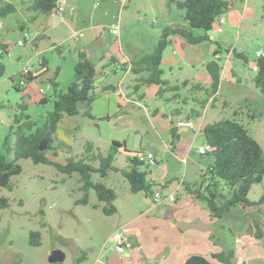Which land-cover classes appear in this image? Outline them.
Masks as SVG:
<instances>
[{
  "label": "rangeland",
  "instance_id": "1",
  "mask_svg": "<svg viewBox=\"0 0 264 264\" xmlns=\"http://www.w3.org/2000/svg\"><path fill=\"white\" fill-rule=\"evenodd\" d=\"M7 1L0 0V6ZM229 1L232 7L224 14L226 22L221 26L215 25L208 31L210 40L191 44L180 35L170 37L162 66L173 83L179 82L180 89L168 90L166 95L173 97L181 94L180 101L174 103L169 99H162L157 94V85H144L140 92L145 94L146 109L124 95L136 97L129 88L134 84L135 74L131 71L125 75L124 70L119 69L114 75V65L102 56L111 54L120 58L122 52L136 60L153 52L166 26L185 23L184 11L175 5H169L167 0H99V43L93 41L99 44L93 58L97 69L95 100L91 105L81 104L79 114L65 115L61 119L55 136V147L59 150L57 160L65 163L69 157H80L85 154L88 143L94 145L96 152L106 154L115 139L125 142L132 150L131 155L135 154L141 143V152L144 153L146 144L156 139L160 145V153L156 154L157 163L149 167L143 163L139 165L141 170L152 171L154 178L161 170H168L170 167L178 172L179 178L186 177L201 182L207 168L214 162L213 154H200L197 147L190 144L178 145L167 151L166 147L171 148V143H176V139H172L170 132L161 128L163 124H170L168 118L176 121V117L170 114V110L176 106L182 108L185 114L195 105L204 111L203 106L195 100L197 89L183 87L180 78L184 73L194 74L197 69L206 72V63L216 59L213 53L216 49L220 55L216 60L222 65L220 95L210 103L204 124L224 118H236L264 149V94L254 83L257 71L252 68L258 60L257 51H264V0ZM17 4L21 6L20 2ZM101 7H108L110 13H104ZM121 17L123 21L119 26L120 32L115 34L111 29ZM3 21L5 27L1 39L10 48L9 53L0 55V66H4V74L0 75V149L5 151L2 142L10 131L14 115L21 111L18 105L27 104L26 112L38 125H42L48 112L54 108V92L45 82L33 81L24 73L25 68L34 70L39 66L40 56L35 47L30 46L31 37L40 31V23L31 24L24 10L9 14ZM23 24L30 27L28 37L20 29ZM243 24H250L251 28H244ZM193 33L202 35L206 32L203 29H193ZM20 40L22 44L18 43ZM45 43L47 45L49 42H43L42 46ZM237 52L243 53L246 58L237 56ZM75 55L73 45L68 43H65L63 52L51 49L42 54L50 61L52 72L60 67L58 81L62 84L59 88L63 91L74 80ZM179 61H183V71ZM171 65L174 66L172 72ZM20 80H24L25 85L18 90L14 84L18 85ZM107 83L114 85L115 90L103 92L101 87ZM120 86L124 87V93L119 90ZM43 89H46L47 94L42 93ZM200 94L206 96L205 93ZM43 97H47L46 102H41ZM225 97L226 104L223 101ZM155 109L164 110L168 116L151 114ZM86 112H91L93 117L86 115ZM11 139L14 141V136ZM48 155L52 157V152L49 151ZM185 156L187 163L182 159ZM7 157L12 159L13 154L10 153ZM127 157L122 149L114 164L124 168L128 165ZM19 163L22 172L11 178L12 189L0 187V198L8 201V206L0 205V264H76L81 253L79 247L95 254L105 244L108 247L114 244L108 237L120 217L119 213L110 216L96 209L95 204L105 203L99 201L94 189L89 192V204H76V199L83 195L78 173L68 175L58 171L53 165L34 163L29 158H22ZM94 164L98 165L99 162ZM92 179L101 180L115 188L118 193L117 204L126 216L136 213L146 202H153L145 191H132L129 183L117 171H111L105 178L93 173ZM223 192L227 195L231 193L226 187H223ZM262 194L264 179L252 186L249 197L258 200ZM183 197L190 199L186 193H183ZM187 209L201 213L204 217L211 215L205 203L200 200L193 201ZM147 218H140L128 228H133L131 232L137 234L136 226L146 224ZM212 219L214 231L204 234L195 230L186 232L179 237L181 241L177 242L171 254L168 253V247L157 246L172 235L164 236L162 232H156V228L147 227L143 235L146 242L155 247L153 253L151 249L148 251V257L153 255L151 261L154 264L157 260L159 264H182L194 253L203 254L213 264H223L212 257L213 252L233 249L236 253L238 247L246 249L249 246L255 251L254 244L260 238L249 231L256 227L252 221L257 219L264 232V203L247 210L237 207L226 219ZM33 230L41 233L40 245H32L29 241ZM261 243H264V238ZM54 249L65 253L62 262L49 260ZM261 253L264 256V247ZM147 254L143 251L137 260H127L125 264H151V261L145 259ZM237 259H240V253ZM92 262L90 260L86 264ZM235 262L236 258L233 264ZM254 264H264V257H258Z\"/></svg>",
  "mask_w": 264,
  "mask_h": 264
},
{
  "label": "trees",
  "instance_id": "2",
  "mask_svg": "<svg viewBox=\"0 0 264 264\" xmlns=\"http://www.w3.org/2000/svg\"><path fill=\"white\" fill-rule=\"evenodd\" d=\"M167 3L184 11V20L191 28L166 26L162 30L153 52L133 60L131 67V70L136 74L147 72L148 75L141 76L139 81L141 84H157L159 86L158 95L160 96L168 90L175 89L163 77L164 70L161 66L163 53L169 44L170 37L180 35L191 44L210 40L208 31L216 25L217 18L232 7L229 0H167ZM59 5L60 0H32L29 9L50 15L59 11ZM16 10L17 8L13 3H4L0 6V18H4ZM193 29H203L206 33L194 35ZM1 47L8 48V45L0 43ZM213 53L217 54L218 50L216 49ZM236 55L246 58L241 52H237ZM111 60L114 62L116 59L112 57ZM257 64L258 70L254 77V83L264 94V56L258 57ZM206 68L212 79L211 85L206 88V91L208 95H214L220 87L222 65L213 58L206 63ZM59 72L60 67L56 69L55 75L51 79L54 91V108L48 112L42 125H38L26 112L27 104L18 105L21 111L14 115L10 131L2 142L5 151L0 149V187L12 189L11 178L22 172L19 160L29 158L34 163L53 165L58 171L68 175L78 173L81 183L80 190L83 195L76 199V204H89V192L94 189L99 201L105 203L101 208L106 215L117 212L115 206L117 194L114 188L105 182L94 181L92 179L93 173H98L100 177L105 178L111 171L120 170L133 187L143 190L151 196L154 192L153 188L159 184L147 179L150 173L148 169L141 170L139 168V165L143 164L137 157L140 151L135 152L134 156L127 157L128 165L126 167L118 169L114 165L120 148L125 145L124 142L114 140L106 154L96 152L94 145L88 143L85 154L78 158L69 157L65 163L55 159L58 154L55 147V136L59 122L65 115L75 116L79 114L81 104L91 105L95 100V96L92 97L91 95L95 93L97 78L95 64L84 51L78 52V58L74 65V81L66 91L59 88L60 84L57 80ZM3 74L4 66L1 65L0 75ZM14 86L20 90L19 85L14 84ZM113 88L111 85L104 87L105 90ZM46 101L43 99L42 102ZM204 104L205 102H201L202 106ZM86 115L93 117L91 112H86ZM190 116H201V111L194 108ZM171 130L175 135V129L172 128ZM202 132L205 141L213 147L210 154H213L214 162L207 168L203 175L204 179L199 185L186 182L184 184L185 190L193 198L204 202L211 216L217 219H224L236 207L247 209L263 204L264 194L258 200L249 197L252 186L264 179V149L249 130L236 118H224L207 123ZM11 136H14V142L11 141ZM49 151L52 152V157L48 155ZM10 153L13 154L12 159L7 157ZM94 162H99V164L96 165ZM170 181V179L166 180L162 186H167ZM223 187L231 191L230 195L223 192ZM0 205L8 206L7 199L0 198ZM94 207L98 208L100 204H95ZM262 236L260 231L256 233L257 238ZM29 241L32 245H40V231H31ZM212 257L223 264H233L236 254L233 249H230L214 252ZM84 258L79 256L76 259V264H80ZM183 264H213V262L203 255L194 254ZM235 264L246 263L241 261Z\"/></svg>",
  "mask_w": 264,
  "mask_h": 264
},
{
  "label": "crops",
  "instance_id": "3",
  "mask_svg": "<svg viewBox=\"0 0 264 264\" xmlns=\"http://www.w3.org/2000/svg\"><path fill=\"white\" fill-rule=\"evenodd\" d=\"M31 1L32 0H8L7 2L13 3L17 8L16 11H18V10L26 11L27 20L31 24L35 23V22L40 23V26H39L40 31H38L37 34H35L31 37L32 39H31V46L30 47L31 48L35 47L37 55L40 56L39 66L36 69H34V71H36L38 74L35 77L31 78V80L43 81L46 83V86L48 88L49 87L53 88L52 84H51V79L54 77L56 70L53 72L51 71L50 61L47 59L46 56H42V54L45 53V51L51 50V49H54L58 52H63L65 43H68L69 45H71V44L73 45V49H74L75 54H76L75 55L76 58L74 60L75 61L74 63H76V61H77L79 51L86 52L87 56L94 63L93 58L96 55V51L99 48V44H96L93 42L95 40V41H98V43H99V31L97 30V28L99 27V0H60V2H62V1L66 2L64 10L52 13L50 15H46L43 13H38V12L30 10L29 5L31 4ZM19 2L21 3V6H19L17 4ZM101 10H103L104 13H107V14L110 13V9L108 7H103V8L101 7ZM6 17H4V18H6ZM4 18H0V43H4V44L8 45V43L6 41L1 39L2 31L5 27V24L3 21ZM96 20H98V22H96ZM122 21H123V17H121V20L119 18L118 23L116 25H118V27H119L121 25ZM225 22H226V18H225ZM246 25L243 24V27L244 28L247 27L248 29L251 28L250 24H246ZM169 26H171V27H185L188 29L191 28L186 22L183 23L182 25H177V26L169 25ZM20 29H21V31H24L25 33H28V34L31 33L30 27L26 26L25 24L21 25ZM119 32H120V30H119ZM42 37L45 39L40 40V38H42ZM46 41H48L49 43H47V45L45 43V46H42L43 42H46ZM8 48H9V45H8ZM214 49H216V48H214ZM214 49H213V51H214ZM60 54H62V53H60ZM110 55L107 57H106V55H103L102 58L105 60L108 59L109 62L114 65V68H115V71L113 72L114 75H116L117 70H119V69L124 70L125 75L128 72L132 71L131 67H132L133 59H130L128 56H126L122 52H121L122 56L120 58L116 57L114 55H111V56ZM163 56H164V53H163ZM112 57H114L116 59L114 62H112V60H111ZM137 59H139V58H137ZM179 63H180V69H181V71H183L184 70L183 69V67H184L183 61H179ZM162 64H163V60H162ZM162 64H161V66H162ZM95 67H96V65H95ZM162 68H163V66H162ZM170 69L172 72L174 69V66L171 65ZM163 70H164L163 77L169 81L171 86L175 87V89H173V90L178 91L180 89L179 82L173 83L171 78H169L166 75V70L164 68H163ZM134 74H135L134 84L129 86V88H130V90H133V93H135L137 99L134 96L129 97L127 94H124V95L129 100H131L132 102L137 103L140 106H144L147 109L148 107L145 103V101H146L145 94L141 93L140 91L144 87V85H151V84H141V82L139 81V78L141 76H147L148 74L145 71L141 72L139 74H136V73H134ZM221 78H222V71H221ZM57 80H58V78H57ZM180 82L183 85V87H189L190 86V87H194L197 89L198 94L195 96V100L197 102H199L200 104H201V102H205V104L203 106L204 111H201L197 105H195L194 108L201 111V116H190L192 113V110L194 108H191V111L186 113V114L183 112L182 108L177 107V106L174 107L172 111L170 110V114H172L176 117V121L173 122V120L171 118H168L170 124L169 125L163 124L161 129L163 131H169L172 139H176V143L172 142L171 148L167 146L166 147L167 151H169L171 149L172 150L175 149L178 145L190 144V145H195L197 147L198 145L203 144L205 142V138H204L202 130H203L204 125H206V124H204V121H205V118L207 116V109L210 106V103L212 104V102L217 100L218 96L220 95V90H218V92L214 95H208L206 88H208L212 82L211 76H210L208 71L204 72V71L197 69V72H195L194 74L184 73L183 76L180 78ZM61 85L62 84H60V86ZM95 85H96V82H95ZM108 85H111L114 88L110 89V90H105L104 87L108 86ZM155 85H157V84H155ZM101 88H102L103 92H109V91L115 90V86L112 84H109V83L104 84ZM219 89H220V87H219ZM119 90L124 93V87L123 86H120ZM158 90H159V88H158ZM28 91L29 90H27V93H28ZM42 93L47 94L46 89H43ZM166 93L167 92H165L162 96H160V98L169 99L174 103H177L180 101L181 94L177 93L178 94L177 96L174 95L173 97H168L166 95ZM200 93H205L206 96H204L203 94H200ZM157 94H158V91H157ZM43 99L47 100V97L41 98V102L43 101ZM223 101L226 104L227 98L225 97ZM150 113L153 115L161 113L165 117L168 116L167 112H165L164 110L161 111L159 109H155ZM197 119H201V120L199 122H197L196 121ZM183 120H191L194 123V128H190L187 126H178L177 123L179 121H183ZM207 123H209V122H207ZM172 128L175 129V135L172 133V130H171ZM200 130H201V132H199ZM199 138H201V139H199ZM115 140L120 141L118 139H115ZM11 141H12V139H11ZM12 142H14V141H12ZM148 145H153L157 149V153L153 152L155 154V160H156V154L160 153V149L158 148V147H160V145H158V142L156 139L150 140L146 144V146H148ZM122 149L126 152L127 156H134L135 155V154L131 155L132 150L130 148H128L126 143L124 146H122L120 148V151ZM58 151L59 150L57 149V152ZM137 151H140V152L143 151L142 147H141V143H140ZM137 151H135V152H137ZM145 151H147V150H145ZM55 159H57V158H55ZM182 159L185 163L188 162L187 156L183 157ZM156 163H157V160H156ZM116 167H118V166H116ZM118 169H122V167H118ZM117 172H119L121 174V176L123 178H125L122 175L120 170H117ZM152 174H153V172L150 171V173L147 176V179L154 181V182L159 184L153 188V191L155 192V191L159 190L163 195V199L160 202H155L153 199V194H154V192H153V194L151 195L153 202L152 203L146 202L141 209H139L137 211L135 210L136 213H133L129 216L124 215L122 213V211L120 210V208L117 204L118 193L115 190V188L113 186H111L112 188H114V190L116 191V194H117V197L115 199V206L117 207L116 213H119L120 217L116 221L114 228L111 230V233H110L108 239L112 240V235H113L115 229L117 230L120 227H125L129 238L133 242V247L124 253H119L116 251L114 244L110 247L106 246V244H105L95 254L90 252L89 250H86L82 247H79V250L81 252L80 256L85 257L84 260L80 264H86L90 260L93 261L92 264H125V262L127 260H132V259L134 261L137 260L138 256L143 251H144V253L145 252L148 253L145 256L146 261H148V262L151 261L153 258L152 257L153 255L148 257L149 256L148 251H150V249H151V253H153V248H155V247H153L154 245L152 243L146 242V240H145V236L143 235V233L145 232L147 227H151L154 229L156 228L155 229L156 232L160 231V232H162V235H164V236L165 235L167 236V234L172 235L171 236L172 238L169 236V239L167 241H164L161 244H158V246H157L158 248L168 247L169 248L168 249L169 254L174 252V249H173L174 246L177 244L178 241H181L179 239V237H182L186 232H189L191 230H195L198 232H202L204 234V232L215 230L214 221H213L211 215H209L208 217H204L201 213L191 212L187 209L188 206L193 201H196L197 199L193 198L192 195L189 194L185 190L184 184L186 182H188V183L199 185L200 182H198L196 180H189L186 177L179 178L178 172L173 170L170 167L168 170H166V169L161 170V173L154 176V178H152ZM168 179L171 180L170 183H168L167 186H162V184ZM203 179L204 178L202 176L201 181H203ZM125 180L128 182V180L126 178H125ZM129 185L132 187V191H134V192L143 191V190H139L138 188L136 189V187H133L130 183H129ZM183 193H186L187 195H189L190 199H184ZM170 195L174 196L175 199L171 200L169 198ZM82 206H85V205H82ZM102 206H103V204L100 203V207H98L96 209L102 210V208H101ZM242 209H244V208H242ZM247 209H244V210H247ZM232 211H230V212H232ZM116 213H114V214H116ZM114 214H112L110 216H113ZM143 217H148L146 220L147 223L144 225L136 226L137 234H133L131 232V229H133V228H128V226L134 225L136 223V221H138L140 218H143ZM224 219H226V217ZM252 222H255V225L256 224L257 225L255 228L250 229L249 232H251L256 237V233L258 231H260L263 236L260 237V240H259V242H257V244H254L256 247L255 251L253 250L252 246H249L246 249L238 247V250L235 253L236 254V262L235 263L244 261L246 264H254L258 257H264L263 254L261 253V250L264 247L263 246L264 243H261L262 239L264 238L263 228L261 225H259L257 219H253ZM159 223H162V224H159ZM157 225H158V229H157ZM241 234H242V232H241ZM239 246H240V244H239ZM156 252H158V251H156ZM239 253H240V259H237V256ZM192 255H194V253ZM192 255H190V256H192ZM200 255H203V254H200ZM151 262L154 264L153 261H151ZM184 262H182V264ZM156 263L159 264L158 260L155 262V264Z\"/></svg>",
  "mask_w": 264,
  "mask_h": 264
},
{
  "label": "built area",
  "instance_id": "4",
  "mask_svg": "<svg viewBox=\"0 0 264 264\" xmlns=\"http://www.w3.org/2000/svg\"><path fill=\"white\" fill-rule=\"evenodd\" d=\"M65 5H66L65 1L60 2L59 11L64 10ZM224 22H225V17H224V14H223V15H220L217 18L215 24L218 25V26H221ZM111 31L113 33H115V34L119 33V27L116 25L115 27H113L111 29ZM28 35H29L28 33H25L26 37H28ZM18 43L22 44V41L20 40ZM9 51H10V49L7 48V47L6 48H2V47L0 48V54L9 53ZM257 56L258 57L264 56V51L258 50L257 51ZM215 58L216 59L220 58L219 52L217 54H215ZM252 68H253L254 71H257L258 70V64L257 63L254 64ZM24 73L30 79L35 77L38 74L36 71L32 70L31 68H25L24 69ZM18 85L20 87L25 85V81L24 80H20ZM177 125L178 126H187V127H190V128H194V123L191 120L179 121L177 123ZM199 132H201V130ZM197 150H198V152L200 154H208V153L213 151V147L211 146V144H209L207 141H205L203 144H200V145L197 146ZM137 157H138V160L140 162H143L146 165H151V164L156 163L155 154L153 152H151V151H146L144 153L143 152H139L137 154ZM169 198L171 200L175 199L174 196H172V195H170ZM153 199H154L155 202H160L163 199L162 193L159 190L155 191L154 194H153ZM112 241L114 243V247H115L116 251L119 252V253H124V252H126L127 250H129V249H131L133 247V242L129 238L125 227H120V228H118L117 230L114 231V233L112 235Z\"/></svg>",
  "mask_w": 264,
  "mask_h": 264
},
{
  "label": "water",
  "instance_id": "5",
  "mask_svg": "<svg viewBox=\"0 0 264 264\" xmlns=\"http://www.w3.org/2000/svg\"><path fill=\"white\" fill-rule=\"evenodd\" d=\"M91 96L93 97V96H95V94H92ZM144 150L157 153V149L153 145L145 146ZM64 259H65V253L62 250H60V249H54L52 251V253L50 254V256H49V260L51 262H62Z\"/></svg>",
  "mask_w": 264,
  "mask_h": 264
}]
</instances>
